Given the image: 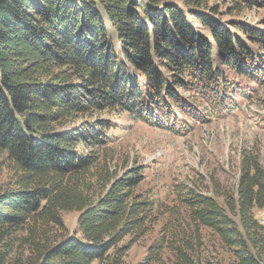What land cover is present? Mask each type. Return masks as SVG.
<instances>
[{
	"label": "trees",
	"instance_id": "16d2710c",
	"mask_svg": "<svg viewBox=\"0 0 264 264\" xmlns=\"http://www.w3.org/2000/svg\"><path fill=\"white\" fill-rule=\"evenodd\" d=\"M138 1L0 0V159L9 170L0 264H125L165 217L140 264H215L203 230L227 255L216 264H264L259 158L243 161L223 206L193 190L166 206L146 187L145 167L111 148L113 125L99 117L172 129L175 111H232L244 93L237 79L264 86V28L223 22L208 0ZM223 2L229 15L264 9V0ZM68 212L79 214L73 234Z\"/></svg>",
	"mask_w": 264,
	"mask_h": 264
},
{
	"label": "rangeland",
	"instance_id": "374dc122",
	"mask_svg": "<svg viewBox=\"0 0 264 264\" xmlns=\"http://www.w3.org/2000/svg\"><path fill=\"white\" fill-rule=\"evenodd\" d=\"M143 0H139L141 4ZM179 1V0H176ZM216 6L223 22H241L252 27L262 26L264 9L244 10L228 14L223 0H208ZM209 16V15H208ZM228 24V23H226ZM198 25V24H197ZM112 42L120 54L117 35L108 24ZM207 34L201 24L197 27ZM244 80V79H243ZM237 88L244 93L234 99L232 111L212 113L207 105L200 106L195 118L183 117L178 111V121H172V129L150 127L136 122L127 114L105 112L99 115L113 128L108 132L116 153L120 152L127 166H144L146 187L153 189L156 200L174 206L183 191L212 197L223 206L226 196H236L243 161L248 157L259 158L264 166V86L237 79ZM188 96V93H184ZM206 110V111H204ZM0 159V188L9 178V170ZM173 203V204H172ZM256 218L264 224V211L255 210ZM64 222L73 234L78 230L79 214H63ZM161 219L156 228L141 242L132 246L124 259L125 264L143 263L148 249L161 235ZM205 253L208 262L227 261V255L217 251L212 233L203 230ZM126 240L124 244H127ZM224 264V263H223Z\"/></svg>",
	"mask_w": 264,
	"mask_h": 264
}]
</instances>
